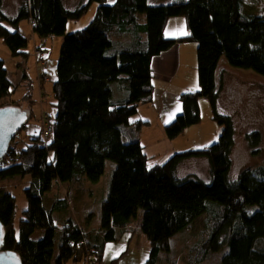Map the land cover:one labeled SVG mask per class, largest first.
Instances as JSON below:
<instances>
[{"label": "trees", "instance_id": "16d2710c", "mask_svg": "<svg viewBox=\"0 0 264 264\" xmlns=\"http://www.w3.org/2000/svg\"><path fill=\"white\" fill-rule=\"evenodd\" d=\"M107 1L90 0L69 11L63 0H26L15 18L4 14L0 1V37L13 56H29L30 38L19 29L22 21L30 20L41 39L64 36L57 75L51 80L55 120L46 114L40 133H27L20 150L12 142L6 155L9 164L0 160V181L29 176L37 186L24 188L28 207L18 221L16 197L0 192L5 250L16 252L23 264H103L106 245L131 232L143 234L150 244L144 264H156L160 253L171 254L176 235L205 217L199 235L202 245L191 249L196 251L191 262L203 264L207 254L217 255L227 244L222 264H264V165L231 178L235 124L218 111L222 87L216 81L223 58L233 68L264 77V15L247 13V0H160L159 5L149 0ZM91 3H98L91 23L67 33L68 24L81 19ZM175 18H185L188 36H166V25ZM184 42L198 43L200 90L180 96L183 112L166 125V136L175 140L201 122L200 98L209 100L213 120L223 129L215 144L151 165L140 142L146 123L132 118L141 106L154 102V58ZM24 76L23 82L28 80ZM113 84L125 87L127 93L116 97ZM17 89L0 60V101H4L0 108L15 106L11 97ZM49 124L51 136L44 138ZM27 127L28 123L23 129ZM262 139L260 131L246 134L252 155L261 153ZM199 158L209 162L211 183L195 175L177 176L183 161ZM108 160L116 168L103 202L100 229L85 231L72 218L58 224L53 212L61 208V201L48 210L43 200L53 182L85 177L98 183ZM140 209L143 219L131 229Z\"/></svg>", "mask_w": 264, "mask_h": 264}, {"label": "rangeland", "instance_id": "374dc122", "mask_svg": "<svg viewBox=\"0 0 264 264\" xmlns=\"http://www.w3.org/2000/svg\"><path fill=\"white\" fill-rule=\"evenodd\" d=\"M149 1L151 5H159L158 2H155L156 0ZM114 2L115 0L107 1L108 4H113ZM92 6L93 7L87 14H91L92 9H94L97 4L93 3ZM245 9L247 13L264 15V0H247L245 3ZM88 21L90 20L88 19ZM71 24L74 23L71 22ZM7 26L9 28L12 27L9 25ZM20 26L26 33L25 35L30 38L28 48L26 49V52L29 53L28 58L13 56L10 49L0 37V60L5 62V67L9 73V79L13 84V89L18 87L14 95L11 97V100L14 101L15 107L21 108L29 114V117L31 116L29 118L28 127L25 128V130L23 129L13 140V146L17 150L21 149V142L28 139L27 133H35L36 135L40 133L43 129L46 114L51 120H55L56 118L57 110L53 104V81L51 80L56 78L57 64L64 41V36H53L47 39H41L34 32V26L27 20L22 21ZM177 45H186V47H184V70L187 72V76L185 75L181 79H185L187 81L186 83L190 85L194 84L196 80L198 83V88H191L190 90L181 93L178 92L181 96L184 93L197 92L200 90L197 61L198 43L186 42L177 43ZM193 45L195 46V54L193 53L192 57L190 48ZM223 61L227 62L225 58L222 59L216 74L217 86L219 89L222 87L218 111H220L219 113L231 116L234 119L236 136L234 150L231 155L232 169L230 173L231 178L234 180L242 170L264 165V101L262 98H259L257 94L255 96L256 87L261 82H264V77L253 71L236 69L228 65L233 70L248 72L246 73L248 76L244 77L245 80L248 81V84L244 83V85H242L244 87L243 92H239L233 96L234 100L238 103H242V108H244L236 113V102L231 99L232 97L229 92V95L226 94V90L223 92V80L227 81L231 78L229 71L222 66ZM24 75H27L28 80L23 82L22 80L26 78ZM177 82L178 80L175 85ZM157 87L158 92L155 95V98L157 99L156 108L149 111L151 113H156L161 105V95L164 91L163 84H157ZM260 87L261 86H259V89H262ZM113 89L116 97H120L127 93V89L118 84H113ZM173 90L178 91L175 87ZM3 102L4 101H0V105ZM174 102L176 101H174V97L171 96L169 103L172 105ZM179 102L182 104L181 101ZM199 104L202 118L201 122L186 129L185 133L180 135L177 139L162 142L160 145L154 147L153 151L157 156L156 158H151V165L165 164L177 153L201 150L218 142L223 128L213 120L214 114L209 100L206 98H200ZM151 107L153 108V105H150L147 108ZM142 110L144 109L142 108L140 113ZM230 111L234 114H230ZM136 117H138V115ZM136 117L132 118V121L136 120ZM155 120L156 118L153 117L154 127L157 126ZM253 131H260L263 137L260 146L261 153L257 156L252 155L246 140V134ZM22 146L24 147L25 144ZM1 160L6 163V165L9 164L8 158L5 157ZM189 160L190 161L187 162L183 161L179 165L177 176L179 178H185L195 175L205 182L211 183L212 179L209 173V162L207 159L199 158ZM193 162L196 163L194 164ZM115 168V162L108 160L106 162L105 173L98 183H93L85 177L79 181L67 183L55 180L52 189L43 197L45 207L48 210H51L55 202L61 201V208H58L53 212L54 219L58 224L63 223V221L68 218H72L83 226L85 231L99 230L101 226L103 202L108 195ZM35 182L36 181L29 176L25 179L16 177L8 181H0V192L8 191L13 193L16 197L17 221L21 218L22 211L28 207L24 188L33 187L34 190H36L35 188L37 186H35ZM143 214L144 210L140 209L138 212V218L135 220L133 219L131 223V229H136L138 226L137 222H140L141 219H143ZM204 228L205 217H201L191 228L183 230L172 239L171 254L160 253L156 264H171L168 260L173 261L174 264H195L190 261V258L193 254L195 255L196 251L193 252L191 249L194 248L195 244L199 246L202 245V242L199 240V235L203 232ZM39 237L40 234L38 233L37 238ZM227 250L228 245L226 244L224 245L223 250L217 255L214 253L207 254V257H205L206 260L203 264H206L207 262H210V264L211 262H214V264H222L221 259ZM149 254L150 245L143 234L138 237L131 232L123 233V236L118 242H112L106 245L103 264H144L148 260ZM67 264L88 263L87 261H81L79 263L70 261Z\"/></svg>", "mask_w": 264, "mask_h": 264}, {"label": "crops", "instance_id": "0c3cea01", "mask_svg": "<svg viewBox=\"0 0 264 264\" xmlns=\"http://www.w3.org/2000/svg\"><path fill=\"white\" fill-rule=\"evenodd\" d=\"M2 3V9L4 14L9 17V18H15L18 14V11L21 7V4L25 0H0ZM64 5L66 9L69 11L75 10L79 5L81 4H89L90 0H63ZM155 2H158L160 4V0H156ZM160 2V3H159ZM150 3V1H149ZM97 6L92 9L91 14L89 11L93 7V3L90 4V7L86 14L82 17L81 20L72 22L74 24L69 23L67 26V33H72L76 31L83 30L86 28L93 18L96 15L97 9H98V3H96ZM91 17V18H90ZM88 19L90 21H88ZM29 23L33 25V23L30 20H27ZM22 22L19 24V29L21 31V25ZM34 26V25H33ZM24 32V31H23ZM25 33V32H24ZM26 34V33H25ZM165 34L169 38H182L185 36H188V26L187 22L183 18H175L171 19L168 21L165 29ZM186 43V42H184ZM184 47L186 45H175L173 46L170 50L167 52L161 54L160 56L154 58L152 61L151 65V70L152 74L154 77L153 83L155 87V93H154V102L152 103L153 108H147L149 106H141L139 109L138 117H136V121H142L145 122L146 125L142 128L141 134H140V142L142 146L145 148V153L150 157V158H156V153H154L153 148L160 145V143L169 141V139L166 136L165 132V127L166 125L170 124L173 122L179 114L182 113V104L179 102L180 101V94L178 92H183L190 90L191 88H198V83L197 80L194 82V84L190 85L187 84L186 80L181 79L183 76H187V72H185V66H184ZM191 47V46H190ZM191 56L193 57V53L195 54V46L193 45L190 48ZM221 63V62H220ZM220 65V64H219ZM228 62L223 61L222 66L226 68L229 73H230V79L229 80H223V92L226 90V94L232 97L231 99L234 100V94L237 93H242L244 90V83L248 84V81L245 80V76H248V72H240L237 70H233L228 66ZM178 80L177 84L175 85L176 81ZM163 84V94L161 95V105L159 110L154 113V112H149L152 111L153 109L156 108V103L157 99L155 98L156 93L158 92V87L157 84ZM264 82H261L260 84L257 85L256 90H255V96L256 94L258 95L259 98H262L264 101ZM174 87L178 91H174ZM229 92V93H228ZM178 94V95H177ZM174 97V103H169L170 97ZM237 109L235 108L236 113L240 112L242 109L243 104L238 103L236 100ZM142 112L140 113L141 109ZM148 109V110H147ZM147 110V111H146ZM238 111V112H237ZM223 112V111H222ZM224 113V112H223ZM230 114H234L232 111L229 112ZM157 116V117H156ZM153 117L156 118L155 124L157 125L156 127L153 126ZM151 149V150H150ZM190 161L188 160H185ZM196 161V160H195ZM194 164L196 162H193ZM142 234H138L136 236L140 237ZM150 245V244H149ZM69 263V262H68Z\"/></svg>", "mask_w": 264, "mask_h": 264}, {"label": "water", "instance_id": "95a60500", "mask_svg": "<svg viewBox=\"0 0 264 264\" xmlns=\"http://www.w3.org/2000/svg\"><path fill=\"white\" fill-rule=\"evenodd\" d=\"M29 114L19 107L0 108V160L8 154L16 136L29 121ZM5 229L0 221V264H23L14 251L5 250Z\"/></svg>", "mask_w": 264, "mask_h": 264}, {"label": "built area", "instance_id": "2783aa9c", "mask_svg": "<svg viewBox=\"0 0 264 264\" xmlns=\"http://www.w3.org/2000/svg\"><path fill=\"white\" fill-rule=\"evenodd\" d=\"M52 130H53V126L52 124H49V125H46L45 126V129H44V134H43V137L44 138H48L51 136V133H52ZM46 140V139H45Z\"/></svg>", "mask_w": 264, "mask_h": 264}]
</instances>
